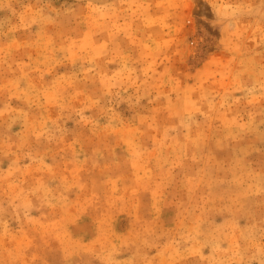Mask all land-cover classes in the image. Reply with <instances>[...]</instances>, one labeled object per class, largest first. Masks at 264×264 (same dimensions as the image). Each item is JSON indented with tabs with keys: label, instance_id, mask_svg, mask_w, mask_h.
Returning <instances> with one entry per match:
<instances>
[{
	"label": "rangeland",
	"instance_id": "rangeland-1",
	"mask_svg": "<svg viewBox=\"0 0 264 264\" xmlns=\"http://www.w3.org/2000/svg\"><path fill=\"white\" fill-rule=\"evenodd\" d=\"M0 264H264V0H0Z\"/></svg>",
	"mask_w": 264,
	"mask_h": 264
}]
</instances>
